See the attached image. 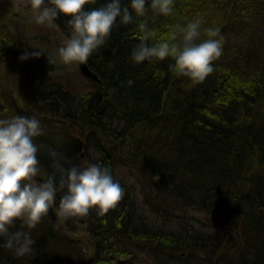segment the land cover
I'll return each instance as SVG.
<instances>
[{
	"label": "trees",
	"instance_id": "1",
	"mask_svg": "<svg viewBox=\"0 0 264 264\" xmlns=\"http://www.w3.org/2000/svg\"><path fill=\"white\" fill-rule=\"evenodd\" d=\"M146 7L128 25L118 18L89 57L100 83L85 79L84 92L44 55L21 61L33 47L27 23L12 4L0 13V66L11 64L21 95V106L0 101V119L40 121L42 173L54 171L47 155L54 149L65 167H110L124 189L107 214L68 220L57 216L58 192L36 228L25 229L33 255L15 258L0 247V264H264V0H174L173 13L155 19L150 0ZM144 19L155 31L149 45L194 19L202 30L219 28L213 73L194 84L168 71L170 58L135 64ZM54 22L70 38V26Z\"/></svg>",
	"mask_w": 264,
	"mask_h": 264
},
{
	"label": "clouds",
	"instance_id": "2",
	"mask_svg": "<svg viewBox=\"0 0 264 264\" xmlns=\"http://www.w3.org/2000/svg\"><path fill=\"white\" fill-rule=\"evenodd\" d=\"M95 0H16L14 9L30 8L38 25L53 26L63 17L70 26V38L58 49L60 62L65 66L84 64L110 36L119 18L128 25L135 17H145L149 0H108L90 10ZM174 0H150L152 18L170 16ZM134 14V15H133ZM194 19L186 25H175L166 38L149 45L155 36L148 19L138 24L142 33L140 42L131 52L135 64L145 61L173 63L168 71L176 77H184L192 83H200L213 73V62L222 55L224 38L220 29L207 27ZM42 52L25 51L19 59L39 58ZM49 64L55 63L48 59ZM134 82L127 81L128 86ZM43 135L40 121L33 117L13 115L0 119V247L11 250L15 258L33 255L31 232L56 203L60 192L57 216L65 220L85 217L91 210L103 216L114 208L124 196V189L113 179L112 170L99 163L86 166L65 167L57 158L58 153L49 149L52 159L50 174L42 173L38 153L43 145L34 140ZM39 177V179H38ZM19 222L20 230L11 231Z\"/></svg>",
	"mask_w": 264,
	"mask_h": 264
},
{
	"label": "rangeland",
	"instance_id": "3",
	"mask_svg": "<svg viewBox=\"0 0 264 264\" xmlns=\"http://www.w3.org/2000/svg\"><path fill=\"white\" fill-rule=\"evenodd\" d=\"M2 1V4L4 5L1 8V14H4L8 11V5L12 4L14 5L16 0H0ZM30 10V8H27ZM26 8H20L17 9V16L18 21L23 22L26 24L25 29L28 30L27 36L29 39L33 42L32 50L40 51L44 54V56L47 59L54 60L55 63H52L53 67L58 69V72H61L63 75L70 74L74 76L77 81H74V87L78 89V91L84 92V85L83 82H85V76H83L82 73H80V64L74 65V66H65L60 62V59L58 57V49L63 46L66 39L69 37L63 32V30L54 22L53 26L48 25H38L35 23L33 19V13L30 11H25ZM16 27L17 22L13 23L7 31L9 33L15 34L16 33ZM22 29V26L20 27ZM7 33V34H9ZM51 65V66H52ZM11 64L5 63V65L2 63L1 67V77H0V83L2 85V88L4 86V91L2 92L0 88V101L7 103L10 99H13L16 103H18L21 106V100H20V91L19 86L16 78H11V70L12 67H10ZM14 76V75H13Z\"/></svg>",
	"mask_w": 264,
	"mask_h": 264
},
{
	"label": "water",
	"instance_id": "4",
	"mask_svg": "<svg viewBox=\"0 0 264 264\" xmlns=\"http://www.w3.org/2000/svg\"><path fill=\"white\" fill-rule=\"evenodd\" d=\"M57 21L62 25L65 26L66 25V21L63 17H59L57 19ZM80 71L83 74V76H85V78L92 80L94 82L100 83V80L98 78V76L88 67V65L86 63L84 64H80ZM110 107V102L106 101L103 104L102 109L104 111H106L108 108Z\"/></svg>",
	"mask_w": 264,
	"mask_h": 264
}]
</instances>
